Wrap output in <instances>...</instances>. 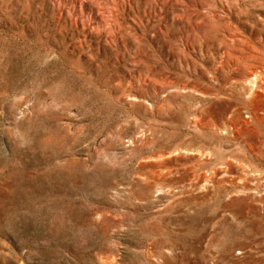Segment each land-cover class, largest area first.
Returning <instances> with one entry per match:
<instances>
[{"label":"rangeland","instance_id":"obj_1","mask_svg":"<svg viewBox=\"0 0 264 264\" xmlns=\"http://www.w3.org/2000/svg\"><path fill=\"white\" fill-rule=\"evenodd\" d=\"M177 6L0 0V264H264V0Z\"/></svg>","mask_w":264,"mask_h":264},{"label":"bare ground","instance_id":"obj_2","mask_svg":"<svg viewBox=\"0 0 264 264\" xmlns=\"http://www.w3.org/2000/svg\"><path fill=\"white\" fill-rule=\"evenodd\" d=\"M146 0H143V2H145ZM155 3H158V7H159V4H161L162 2H167L168 3V5H170V4H172L173 2H175V5H179V6H177V7H179L178 9H179V12H177V15H176V17H179V16H181L182 14H183V11H185V10H187V7H188V5L189 4H191V1L192 0H153ZM165 4V3H164ZM165 5H167V4H165ZM161 9V8H160ZM169 10V9H168ZM117 13L116 12H111V16H113V18H112V20H114L116 17H115V15H116ZM165 14H166V12H165ZM164 16V15H163ZM175 16V15H174ZM173 16V17H174ZM192 16H193V14H192ZM191 16V14H186V15H184V20L187 22V24H190L191 23V20H190V18L192 17ZM150 18V17H149ZM158 18V17H157ZM102 19V18H101ZM100 20V19H99ZM99 20H97L96 22H95V24H98V21ZM116 20H117V18H116ZM118 21H120V20H118ZM115 22V21H114ZM196 22V21H195ZM105 24H108L109 22H104ZM110 25V24H109ZM129 26V25H128ZM131 27V26H130ZM191 27V26H190ZM192 29V28H191ZM194 29V28H193ZM188 30V29H187ZM190 32H191V30H190ZM182 34V33H181ZM188 34V33H187ZM186 35V34H185ZM136 37V36H135ZM135 39V38H134ZM136 40V39H135ZM138 40H139V38H138ZM134 41V40H133ZM251 71L252 72H255L256 71V67H253L252 69H251Z\"/></svg>","mask_w":264,"mask_h":264}]
</instances>
